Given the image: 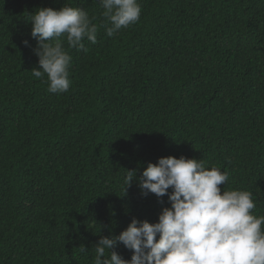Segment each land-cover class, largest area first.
<instances>
[{
  "label": "trees",
  "instance_id": "trees-1",
  "mask_svg": "<svg viewBox=\"0 0 264 264\" xmlns=\"http://www.w3.org/2000/svg\"><path fill=\"white\" fill-rule=\"evenodd\" d=\"M138 2L136 24L101 28L86 52L64 40L71 85L51 93L31 72V14L67 4L99 25L104 9L0 0V264H94L102 236L158 222L168 195L143 196L138 178L161 157L227 171L222 193L251 192L264 216V0Z\"/></svg>",
  "mask_w": 264,
  "mask_h": 264
},
{
  "label": "clouds",
  "instance_id": "clouds-1",
  "mask_svg": "<svg viewBox=\"0 0 264 264\" xmlns=\"http://www.w3.org/2000/svg\"><path fill=\"white\" fill-rule=\"evenodd\" d=\"M98 2L104 9L99 25L85 9L67 4L31 14L40 65L31 72L37 79L47 76L49 92L65 93L71 85L72 57L65 39L68 48L86 52L84 39L95 44L101 28L112 37L140 20L138 0ZM134 179L136 170H128L125 191ZM228 179L227 171L208 168L200 159L169 156L149 163L138 178L141 193L168 195L171 207L163 208L156 223L133 219L118 236H102L95 245L94 264H264V216L253 214L257 205L251 192L222 193L220 185ZM119 243L132 250L131 260L114 250Z\"/></svg>",
  "mask_w": 264,
  "mask_h": 264
}]
</instances>
